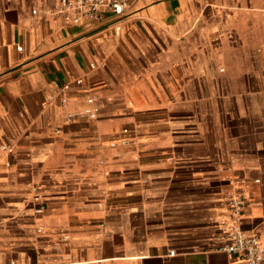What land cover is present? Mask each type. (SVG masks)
I'll use <instances>...</instances> for the list:
<instances>
[{
    "label": "crops",
    "instance_id": "1",
    "mask_svg": "<svg viewBox=\"0 0 264 264\" xmlns=\"http://www.w3.org/2000/svg\"><path fill=\"white\" fill-rule=\"evenodd\" d=\"M73 17L0 0V264H241L226 233L264 243V0Z\"/></svg>",
    "mask_w": 264,
    "mask_h": 264
},
{
    "label": "built area",
    "instance_id": "2",
    "mask_svg": "<svg viewBox=\"0 0 264 264\" xmlns=\"http://www.w3.org/2000/svg\"><path fill=\"white\" fill-rule=\"evenodd\" d=\"M36 2L37 0H32ZM61 9L70 12L74 16L75 23H80L83 19L101 20L106 14L113 15L116 19H123L127 16L131 0H59ZM37 10H33V15H37ZM82 81H77L81 84ZM89 108L85 111V116L90 119H97L100 114V107L97 104L96 96L88 98ZM69 116V119H72ZM127 133V131H125ZM125 142V141H124ZM3 150H11L9 146H3ZM248 199L240 192L236 193L231 200V208L241 216L246 210ZM227 244L224 251L237 258L241 264H264V243L257 235H249L241 230H232L226 233ZM16 264V262H11Z\"/></svg>",
    "mask_w": 264,
    "mask_h": 264
},
{
    "label": "rangeland",
    "instance_id": "3",
    "mask_svg": "<svg viewBox=\"0 0 264 264\" xmlns=\"http://www.w3.org/2000/svg\"><path fill=\"white\" fill-rule=\"evenodd\" d=\"M125 131H127V133H125ZM122 135H127L128 134V129H122ZM125 143H128V141L126 140ZM115 145H117V143H113Z\"/></svg>",
    "mask_w": 264,
    "mask_h": 264
}]
</instances>
